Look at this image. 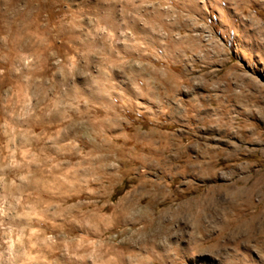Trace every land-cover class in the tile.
<instances>
[{"label":"rangeland","instance_id":"obj_1","mask_svg":"<svg viewBox=\"0 0 264 264\" xmlns=\"http://www.w3.org/2000/svg\"><path fill=\"white\" fill-rule=\"evenodd\" d=\"M168 2L189 20L180 25L162 20L161 31L143 27L139 32L141 38L144 33L153 37L150 59L161 81L154 84L120 65L116 53L124 55L121 45L110 44L103 32H96L107 27L119 39V20L128 15L121 0H0V36L9 40L7 44L0 40V176L4 177L0 202L9 212L8 204L17 213L41 211L46 197L34 182L39 178L38 165L27 163L34 152L27 157L24 153L30 145L43 143L40 136L64 127L61 118H77L71 108L52 117L31 118L25 127L27 139L20 138L21 126L3 107L24 86L23 75L15 74L20 47L14 38L19 35L35 42V67L41 75L64 87L71 84L68 95L80 113H86L81 126L92 139L110 141L115 158L91 181L92 187L104 189L106 212L136 217L152 212L147 205L155 198L156 206L167 214L172 192L219 197L226 187L233 200L243 201L242 208L234 211L239 215L238 209L245 210L240 216L250 222L244 229L250 234L224 240L181 235L179 245H169L168 252L161 253L155 243L140 246L146 239L141 233L122 231L115 236L121 243L112 242L116 255L112 264H264V0ZM189 56L202 71L212 72L193 86L195 91L180 84L185 69L192 71ZM90 69L97 84H109L102 100L77 87L83 84L78 77L87 76ZM57 73L62 80L57 81ZM114 114L118 115L107 123L87 126L90 118ZM29 170L33 175L21 180ZM17 199L20 205L15 204ZM45 228L56 235L50 225ZM78 236L68 233L66 246L51 245L42 264H97L95 254L91 260L77 257L105 241L94 236L73 239Z\"/></svg>","mask_w":264,"mask_h":264},{"label":"clouds","instance_id":"obj_2","mask_svg":"<svg viewBox=\"0 0 264 264\" xmlns=\"http://www.w3.org/2000/svg\"><path fill=\"white\" fill-rule=\"evenodd\" d=\"M121 3L128 9V15H121L119 20L122 29L119 39L116 32L107 27H98L96 32H103L109 38L110 44L116 42L121 45L124 55L116 53L119 64L127 67L134 77L143 79L147 76L154 84H160L161 81L156 79L159 70L150 59L152 52L149 45L153 42V37L144 33L141 38L139 32L143 27H149L153 32L161 31L158 21L166 20L168 23L180 25L189 20V17L177 13L168 0H121ZM162 34L176 36L178 39L181 36L179 32ZM14 39L20 47L15 74L23 75L24 86L19 88L10 102L3 107L8 117L21 126L20 138L27 139L25 127L31 118L40 120L54 114L59 115L65 108H71L77 118H61L64 127L51 136H40L38 141L43 143L30 145L24 153L27 157L34 152L27 163L38 165L36 171L39 178L34 182L41 188L46 200H41L43 207L40 212L19 213L12 204L7 205L11 212L6 211L5 204L0 202V264H42L46 259L44 253L51 245L66 246L68 233L79 234L73 239L94 236L97 240L105 241L103 244L97 243L91 253L84 252L77 257L81 260H91L95 254L97 264H112L116 260L112 242L121 243L115 240V236L122 231L129 235L141 233L146 239L141 241L140 246H147L149 242L155 243L161 253H167L169 245H179L181 235L187 237L189 234H206L209 238L224 240L250 234L244 231L245 227L250 228V222L234 211L243 201L233 200L228 195L227 187L221 189L224 195L219 197L172 192L167 203V214H162L161 209L156 206L155 198L150 199L147 205L153 211L138 213L136 217L106 212L104 189L92 187L91 181L97 174L110 167L109 161L115 158L110 149V141L103 137L93 140L89 132L81 126L85 123L86 113H80L78 103L69 97L71 84L64 87L51 83L48 77L40 74V70L35 67L38 59L35 42H28L24 36L19 35ZM141 39L144 40L143 43ZM0 40L9 43L6 37L0 36ZM187 59L192 65V71L185 69L180 84L195 91L193 86L205 82V78L212 72L202 71L190 56ZM82 63L89 62L84 60ZM92 70L94 69H90L87 76L78 77L83 84L77 83V87L86 88L90 94L102 100L107 95L103 89L108 88L109 84H97L92 78ZM2 74L3 69H0V75ZM97 75L99 76L98 71ZM56 78L57 81L63 79L59 73ZM168 83H173V80L170 78ZM115 115L118 114L112 117L90 118L87 126L91 128L107 123L109 119H114ZM16 140L17 135H13L12 142L15 143ZM50 150H55L56 154L53 155ZM28 175H33L31 170L28 174L20 176V179L28 180ZM3 179L4 177L0 176V181ZM69 200L73 202L69 203ZM21 203L19 199L15 201L16 205ZM49 209L52 210L51 213ZM45 225L57 230L56 235L51 234Z\"/></svg>","mask_w":264,"mask_h":264},{"label":"bare ground","instance_id":"obj_3","mask_svg":"<svg viewBox=\"0 0 264 264\" xmlns=\"http://www.w3.org/2000/svg\"><path fill=\"white\" fill-rule=\"evenodd\" d=\"M240 207L242 208V206H240ZM238 211H240V213L245 212V210H242V209H241V210L238 209ZM240 213H239V215H240ZM244 237H245V236H244Z\"/></svg>","mask_w":264,"mask_h":264}]
</instances>
